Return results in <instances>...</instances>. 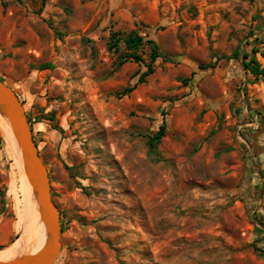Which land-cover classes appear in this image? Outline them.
Masks as SVG:
<instances>
[{"label": "rangeland", "instance_id": "obj_1", "mask_svg": "<svg viewBox=\"0 0 264 264\" xmlns=\"http://www.w3.org/2000/svg\"><path fill=\"white\" fill-rule=\"evenodd\" d=\"M131 32L160 58L120 97L148 62L108 51ZM253 49L264 68V0H0V79L60 213L53 264H264V84L217 61ZM12 165L0 132L3 255L25 228Z\"/></svg>", "mask_w": 264, "mask_h": 264}, {"label": "water", "instance_id": "obj_2", "mask_svg": "<svg viewBox=\"0 0 264 264\" xmlns=\"http://www.w3.org/2000/svg\"><path fill=\"white\" fill-rule=\"evenodd\" d=\"M0 118L17 144L44 235L39 250L22 252L12 260L0 261V264H53L62 248L60 213L52 201L48 172L39 155L24 106L17 94L1 80Z\"/></svg>", "mask_w": 264, "mask_h": 264}, {"label": "trees", "instance_id": "obj_3", "mask_svg": "<svg viewBox=\"0 0 264 264\" xmlns=\"http://www.w3.org/2000/svg\"><path fill=\"white\" fill-rule=\"evenodd\" d=\"M46 0H42L45 3ZM123 42L124 45V53L120 55V61L118 66L121 67L127 62H134L136 64H144L145 60L140 54V50L144 49L145 46L149 48L148 53V62L145 64L146 71L139 75L136 84L133 87H128L124 89V91L119 95L120 97L128 96L131 94L135 88L139 84H144L146 79L154 74L155 62L160 58V52L158 45L155 41L149 39L144 40L141 36H139L136 32H131L124 37H119L118 33H111L109 40H108V51L118 53L120 50V44ZM257 53L256 49H253L252 54L240 51H235L230 57H220L217 59L219 60H226V61H238L240 62L244 71L248 72L250 75L255 77L256 79L260 80L264 84V68L261 64L256 60L255 54ZM213 66H200V70H206L208 68H212ZM45 67H40L42 70ZM1 82L4 83L2 79ZM49 121H54V117L51 116ZM53 130L59 131L57 127H53ZM166 136V125L163 122L162 125L159 127L158 131L149 137L148 139V146L151 151L157 149V146L161 143L162 139ZM12 171L18 174L17 166L13 161ZM18 177V175H17ZM63 230V228H62Z\"/></svg>", "mask_w": 264, "mask_h": 264}, {"label": "bare ground", "instance_id": "obj_4", "mask_svg": "<svg viewBox=\"0 0 264 264\" xmlns=\"http://www.w3.org/2000/svg\"><path fill=\"white\" fill-rule=\"evenodd\" d=\"M0 132L5 142V149L8 151L11 159L15 162L18 172L20 171V193L23 205H27L25 213L21 220V225L24 223V236L21 242L7 252L5 255L0 254V261H9L16 257L19 252H25L29 248L37 251L43 243V227L39 221L36 202L33 197L32 187L26 177L23 169L21 157L17 144L10 134L6 123L0 118ZM31 216V221L29 220ZM22 228V226H21Z\"/></svg>", "mask_w": 264, "mask_h": 264}]
</instances>
